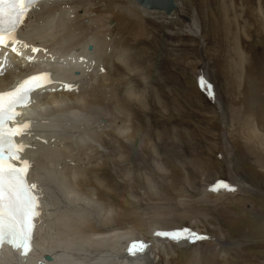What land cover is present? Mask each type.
<instances>
[{
    "label": "rangeland",
    "instance_id": "374dc122",
    "mask_svg": "<svg viewBox=\"0 0 264 264\" xmlns=\"http://www.w3.org/2000/svg\"><path fill=\"white\" fill-rule=\"evenodd\" d=\"M177 2L170 16L131 15L141 22L140 36L121 31L112 17L106 21V52L88 91L77 92H100L112 107L100 105L104 127L97 140L86 141L93 145L88 153H97L83 167L100 169L81 179L113 208L109 228H132L140 241L153 238V230L181 228L208 237L181 246L157 239L144 264H264V143L256 137L264 139V21L258 11L259 4L264 11V0ZM93 3L99 11L80 6L79 12L98 17L113 7L129 13L126 0H88ZM70 20V30L76 25L73 31L82 35L83 27L76 30L77 20ZM192 20L200 24L201 38L189 32ZM201 52L227 114V148L221 106L196 77L204 68ZM8 59L12 70L26 66L14 53ZM123 126L124 136L118 130ZM233 159V172L255 192L236 187L227 163ZM219 181L235 191H211Z\"/></svg>",
    "mask_w": 264,
    "mask_h": 264
},
{
    "label": "bare ground",
    "instance_id": "6f19581e",
    "mask_svg": "<svg viewBox=\"0 0 264 264\" xmlns=\"http://www.w3.org/2000/svg\"><path fill=\"white\" fill-rule=\"evenodd\" d=\"M126 1L127 6L124 7L128 9L129 13H120L113 7H107L102 16L98 15V17L82 15L83 13L79 12L81 11L80 6L84 9L90 6V9L87 8L90 13L93 10L99 11L100 8L94 3L92 4L94 6L91 7L88 0H54L53 2L42 0L36 4L31 8L30 16H27L25 23L20 27V31L15 35L21 44L29 45L28 48H21V44H19L17 45L19 50L23 49L37 59L44 57L45 63L38 60L33 66L27 64L25 67H14L17 71L12 73L7 61L8 69L0 77V89L9 86L14 78H20L33 69L46 67L50 69L52 79L59 82L49 86V88H61L63 84H71V82L74 84L75 78H77L79 82H84L78 87H81L83 91L87 90L89 82L95 76L98 62L103 57V53L106 52L107 48L104 49L103 46H108L105 42V33L109 31L108 27L111 24H106V21H110L112 17L117 21L121 31L140 36L143 33L141 22L131 18V15L161 13L170 16L179 8V3L174 0L175 10L165 14L157 9H147L135 0ZM225 10H223L224 13ZM86 11L84 10V13H87ZM258 11L264 21V11L260 4ZM70 17L72 20L76 19L77 25L80 26L76 30L83 27L82 33H84L82 35L80 29V35L73 31V28L77 27L76 25L73 26L72 31L70 30L72 25ZM85 18L91 21L87 25L83 23ZM92 18L95 19L91 20ZM69 22L71 23L70 27ZM111 22L114 23L113 20ZM188 25L189 32L193 36L201 38V27L197 20H192ZM89 42L93 45L92 50L87 49ZM32 47L39 48L41 51L33 53ZM238 49L240 59L243 62L246 60L245 55H243L240 47ZM75 70H77L78 75L74 72ZM196 75L199 84L202 79L209 83L212 94L207 93L211 99H214L215 106L219 108L218 106H221L223 102L220 103L221 96L214 88L209 71L204 66L203 70L197 72ZM60 80H64L65 83ZM95 88L92 89L96 90ZM87 91L83 94L81 91L79 94L77 91L69 93V91L63 90L37 92L34 94L33 103L22 109V114L32 119L31 139L27 141L25 137H21L18 138V141L24 145H31L22 154L30 155L33 160L31 163L34 164V168L30 172V177H34L35 181L40 184L43 212L41 221H38L37 234L39 239L35 248L27 256L20 258L17 255V250L13 251L6 244H3L0 248V264H144L146 250L155 246V241L161 238L154 235L158 230H153V238L141 240L147 242L149 248L147 247L144 252L130 255L128 252L130 245L134 241H140L135 238L134 229L109 228L114 214L113 208L106 205L99 197L94 196V193L86 188L89 186L88 182L86 184L81 179L85 172L92 171L93 168H84L83 163L93 161V155L97 153H88V150H92L93 145L91 142L86 143V141L89 139L97 140L99 129L104 127L100 121L101 118H99L100 111L106 113L105 108L100 107L104 104V97L101 93L92 91L85 95ZM48 96L50 99L46 100ZM104 105L109 108L108 111L111 110L110 103ZM36 112L40 114H36ZM38 115H40L39 119L36 118L35 120ZM120 120L122 123L125 122L123 119ZM118 130L119 134L124 136L125 126ZM225 134L223 130L222 144L226 147ZM257 135L256 137L263 144L264 139L259 134ZM227 154H229V150ZM227 163L229 164V174L231 179L236 182V187L243 191L255 192L251 186L243 182L233 172L235 169L233 162L227 161ZM95 168L97 170L99 167L95 166L93 169ZM163 239L171 240L169 238ZM189 244L190 242L186 240L177 243L178 246ZM45 254L51 255L52 260L45 261L43 257Z\"/></svg>",
    "mask_w": 264,
    "mask_h": 264
},
{
    "label": "snow or ice",
    "instance_id": "6c2138e0",
    "mask_svg": "<svg viewBox=\"0 0 264 264\" xmlns=\"http://www.w3.org/2000/svg\"><path fill=\"white\" fill-rule=\"evenodd\" d=\"M36 2L37 0H0V48L10 50L18 56L22 55L17 47L21 41L15 34ZM22 46L29 47L27 44ZM31 51L37 53L41 49L32 47ZM27 59L31 62L33 57L29 56ZM81 59L83 60V57ZM100 71L105 69L102 67ZM57 83L59 82L52 79L51 72H37L23 79L14 88L0 92V247L8 243L14 249H20L24 256L31 250L35 221L41 215L40 196L37 194L40 186L29 183L27 177L32 163L21 155L31 145L17 144L14 140V137L30 134L31 121H25L23 124L14 122L22 115L17 109L30 106L33 103V95L37 92L79 90L76 84L49 88ZM200 85L203 90L212 94L211 86L206 80L202 79ZM218 185L219 188L213 186L210 190L218 191L222 188L235 191L225 181H219ZM154 235L169 238L177 243L181 240L195 243L208 239L188 228L157 231ZM147 247L145 241H134L128 252L135 255L137 252H144Z\"/></svg>",
    "mask_w": 264,
    "mask_h": 264
},
{
    "label": "water",
    "instance_id": "95a60500",
    "mask_svg": "<svg viewBox=\"0 0 264 264\" xmlns=\"http://www.w3.org/2000/svg\"><path fill=\"white\" fill-rule=\"evenodd\" d=\"M135 1L147 9H157V10L163 11L165 14H169L170 12L175 10V1L174 0H135ZM88 48L91 49V45H89ZM200 49L202 50V45H200ZM203 60L205 62L204 66L206 67V65L208 64L207 63L208 61H207V58L205 57L204 54H203ZM220 112H221V116H222V114L224 116V117L222 116L224 118V120L221 121L222 130H224V133H226L228 118H227V114H226L223 106H221ZM233 161H234L233 163L236 162L235 159H233ZM44 258L47 261L52 260V256H50L49 254H46L44 256ZM21 264H24V263H21Z\"/></svg>",
    "mask_w": 264,
    "mask_h": 264
}]
</instances>
